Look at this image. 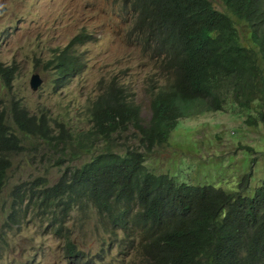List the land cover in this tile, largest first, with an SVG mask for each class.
<instances>
[{
	"label": "trees",
	"instance_id": "trees-1",
	"mask_svg": "<svg viewBox=\"0 0 264 264\" xmlns=\"http://www.w3.org/2000/svg\"><path fill=\"white\" fill-rule=\"evenodd\" d=\"M119 1L132 23L131 37L166 73L161 82L153 81L151 118L144 123L141 107L114 83L91 103V126L84 133L67 135L61 127L53 135L42 117L12 102L11 120L20 135L1 114L0 194L11 157L21 152L24 139L60 143L66 137L92 148L101 139L109 148L81 167H66L53 185L40 178L15 185L3 233L39 221L63 242L68 264H104V248L87 255L69 226L74 211H83L87 220L86 211L93 209L95 230L110 238L107 252L128 245L138 264H264V183L252 197L178 183L167 174L149 172L137 148L122 154L110 150L112 136L131 127L140 147L150 152L168 141L181 120L222 112L228 102L263 119L264 0H221L236 23L209 0ZM87 39L76 36L51 60L56 87L82 71L72 48ZM14 74V67L0 65L4 86L11 87ZM248 116V123L256 125L257 119ZM247 185L241 182L240 187L246 190ZM79 222L84 225V219ZM5 245L0 238V254Z\"/></svg>",
	"mask_w": 264,
	"mask_h": 264
},
{
	"label": "rangeland",
	"instance_id": "rangeland-1",
	"mask_svg": "<svg viewBox=\"0 0 264 264\" xmlns=\"http://www.w3.org/2000/svg\"><path fill=\"white\" fill-rule=\"evenodd\" d=\"M209 1L236 23L221 0ZM131 27L126 7L119 0H0V65L15 68L10 88L0 79V115L6 124L20 135L10 115L12 102H18L29 115L42 117L53 135L61 127L67 135L84 133L91 126V103L113 83L141 107L140 118L147 123L153 81L161 82L166 73L131 37ZM80 34L88 39L72 50L82 71L63 87H56L57 75L50 62ZM33 74L42 79L37 91L30 88ZM262 112L264 115V104ZM248 115L257 119L256 125L248 123ZM138 138L128 127L112 136L110 150L122 154L127 148H137L149 172L167 174L178 183L209 185L248 197L264 183V117L260 119L256 111L248 113L228 102L222 112L181 120L168 141L150 152L140 147ZM63 139L60 143L37 136L24 139L21 152L11 157L0 194V238L6 243L0 264H68L63 242L46 233L41 222L23 223L4 233L2 227L11 211L15 185L36 178L53 185L66 167H81L109 148L101 139L93 148L85 141L78 145ZM241 182H248L246 190ZM86 215L87 220L83 211H74L69 223L83 252L91 256L104 248V264H138L128 245H116L107 252L110 238L95 230L98 214L88 209ZM80 219H84L82 226Z\"/></svg>",
	"mask_w": 264,
	"mask_h": 264
},
{
	"label": "water",
	"instance_id": "water-1",
	"mask_svg": "<svg viewBox=\"0 0 264 264\" xmlns=\"http://www.w3.org/2000/svg\"><path fill=\"white\" fill-rule=\"evenodd\" d=\"M42 84V79L38 74H33L30 77V88L32 91H37V89L40 87Z\"/></svg>",
	"mask_w": 264,
	"mask_h": 264
},
{
	"label": "clouds",
	"instance_id": "clouds-1",
	"mask_svg": "<svg viewBox=\"0 0 264 264\" xmlns=\"http://www.w3.org/2000/svg\"><path fill=\"white\" fill-rule=\"evenodd\" d=\"M223 4V3H222ZM226 8V7H225ZM215 9V8H214ZM223 13V12H222ZM226 14V13H225Z\"/></svg>",
	"mask_w": 264,
	"mask_h": 264
}]
</instances>
